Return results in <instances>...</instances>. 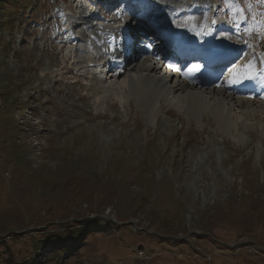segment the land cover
Masks as SVG:
<instances>
[{
	"label": "rangeland",
	"instance_id": "1",
	"mask_svg": "<svg viewBox=\"0 0 264 264\" xmlns=\"http://www.w3.org/2000/svg\"><path fill=\"white\" fill-rule=\"evenodd\" d=\"M75 3L0 0V264H264V116L238 143L210 115L164 105L148 124L97 100L68 61L82 47L54 39ZM238 3L263 47L264 0L217 14L234 23Z\"/></svg>",
	"mask_w": 264,
	"mask_h": 264
},
{
	"label": "bare ground",
	"instance_id": "2",
	"mask_svg": "<svg viewBox=\"0 0 264 264\" xmlns=\"http://www.w3.org/2000/svg\"><path fill=\"white\" fill-rule=\"evenodd\" d=\"M215 1L148 0V3L152 4V17L159 25H172L168 30L170 36L181 42H196L192 44L193 48H198L199 44L211 49L219 46L223 34L231 32L221 18H216L213 26L209 25ZM75 4L77 17L70 19L68 27H72V32L69 37L77 41L78 46L82 47L81 51L86 53L79 60L73 57L68 61L80 70L88 65L94 70L89 69L87 75L92 78L90 90L95 93L97 100L103 102L108 95L114 99L133 100L148 124L155 121L164 105L174 107L179 114L198 123L203 121L204 114L210 115L216 121L217 130L233 136L238 143H244V134L253 127L251 120L255 115L260 113L264 116V51L258 49L254 41H247L244 46L242 43L245 38H242L234 53V56L242 58H237V63L236 60L230 64L224 63L199 83L193 73L206 64L207 59L204 57L207 55L204 53H200L202 62L182 68L159 58L158 52L150 53L142 49L133 54L124 66L113 64V71L105 72L106 68L104 71L100 68L101 62L110 65L121 62L120 58L124 54V50L120 53L121 31L124 30L126 34L131 31L127 25L120 27V20L106 22L94 18L97 11L93 12L86 0H76ZM240 21H243V17ZM176 29L179 31L174 32ZM247 32L249 38L253 39L250 27ZM196 33L200 34L198 41L193 39ZM232 36L237 39L240 37L238 32L232 33ZM258 51L261 52L256 54ZM217 55L225 57L218 52ZM197 65L198 70L195 67ZM98 69L101 72L95 73ZM104 74L114 80L122 76L123 81L117 88L109 90L105 80H102ZM261 133L264 135V127Z\"/></svg>",
	"mask_w": 264,
	"mask_h": 264
},
{
	"label": "trees",
	"instance_id": "3",
	"mask_svg": "<svg viewBox=\"0 0 264 264\" xmlns=\"http://www.w3.org/2000/svg\"><path fill=\"white\" fill-rule=\"evenodd\" d=\"M4 5L7 6V3H5ZM3 13H4L3 9L0 8V15L3 14ZM0 31H1V30H0ZM103 222H104V221H100V224L103 223ZM52 256H54V255H52ZM52 256H51V257H52ZM28 264H30V263H28Z\"/></svg>",
	"mask_w": 264,
	"mask_h": 264
},
{
	"label": "snow or ice",
	"instance_id": "4",
	"mask_svg": "<svg viewBox=\"0 0 264 264\" xmlns=\"http://www.w3.org/2000/svg\"><path fill=\"white\" fill-rule=\"evenodd\" d=\"M195 67H196V69L198 70L199 66L197 65V66H195Z\"/></svg>",
	"mask_w": 264,
	"mask_h": 264
}]
</instances>
